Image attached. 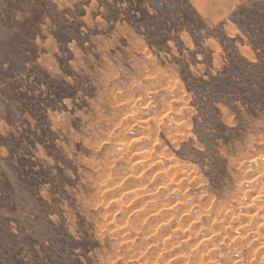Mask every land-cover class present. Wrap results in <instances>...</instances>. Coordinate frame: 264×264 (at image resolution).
Listing matches in <instances>:
<instances>
[{"label":"rangeland","instance_id":"rangeland-1","mask_svg":"<svg viewBox=\"0 0 264 264\" xmlns=\"http://www.w3.org/2000/svg\"><path fill=\"white\" fill-rule=\"evenodd\" d=\"M260 168L264 0H0V264H264Z\"/></svg>","mask_w":264,"mask_h":264},{"label":"bare ground","instance_id":"bare-ground-1","mask_svg":"<svg viewBox=\"0 0 264 264\" xmlns=\"http://www.w3.org/2000/svg\"><path fill=\"white\" fill-rule=\"evenodd\" d=\"M146 106H147V105H146ZM176 106H177V105H176ZM152 115H153V114H152ZM146 116H147V115H146ZM148 117H149V116H148ZM133 122H134V121H133ZM136 122H137V121H136ZM145 131H146V130H145ZM139 132H140V131H139ZM133 137H134V136H133ZM138 137H139V136H138ZM130 138H131V137H130ZM144 144H145V143H144ZM124 146H125V145H124ZM121 147H122V146H121ZM148 147H149V146H148ZM144 148H145V147H144ZM137 150H138V148H137ZM140 150H141V149H140ZM121 152H122V151H121ZM135 152H136V151H135ZM145 158H146V157H145ZM138 160H139V159H137V161H138ZM135 161H136V160H135ZM172 161H173V160H172ZM174 161H175V160H174ZM177 164H178V163H177ZM136 165H137V164H136ZM179 165H180V164H179ZM138 166H139V164H138ZM164 167H165V166H164ZM167 168H168V167H167ZM173 168H174V167H173ZM162 169H163V168H162ZM262 169H263V168H262ZM141 170H142V169H141ZM260 170H261V168H260ZM260 170H259V171H260ZM166 171H167V170H166ZM185 171H186V170H185ZM261 171H262V170H261ZM141 172H142V171H141ZM189 172H190V171H189ZM130 173H131V172H130ZM153 173H154V172H153ZM169 173H170V172H169ZM262 173H264V170L262 171ZM135 174H136V173H135ZM185 174H186V173H185ZM168 175L170 176L171 174H168ZM191 175H192V174H191ZM256 175H257V174H256ZM191 177H192V176H191ZM157 178H159V177H157ZM262 178H263V177H262ZM142 179H143V178H142ZM252 179H253V178H252ZM156 180H157V179H156ZM164 180H165V179H164ZM164 180H163V181H164ZM167 180H168V179H167ZM263 180H264V179H263ZM137 182H140V181L137 180ZM262 185H263V184H262ZM138 187H139V186H138ZM172 188H173V187H172ZM259 188H260V186H259ZM258 190H259V189H258ZM258 190H256V191H258ZM260 191H261V190H260ZM149 192H151V191H149ZM256 193H257V192H256ZM261 193H262V192H261ZM261 193H260V194H261ZM146 194H148V193H146ZM252 194H253V193H252ZM251 196H253V195H251ZM261 197H262V196H261ZM127 198H128V197H127ZM153 199H154V198H153ZM241 203H242V202H241ZM247 205H248V204H247ZM182 207H183V206H182ZM180 208H181V207H180ZM239 208H240V207H239ZM254 208H255V207H254ZM246 209L248 210V208H246ZM169 210H170V208H169ZM171 210H172V209H171ZM173 210H174V209H173ZM251 210H252V208H251ZM262 210H263V209H262ZM241 211H242V210H241ZM169 212H170V211H169ZM231 212H232V211H231ZM231 212H229V215H230ZM247 212H248V211H246V213H247ZM164 213H165V212H164ZM140 214H141V213H140ZM149 214H150V212H149ZM263 214H264V213H263ZM171 215H172V214H171ZM260 216H261V214H260ZM260 216H259V217H260ZM194 217H195V216H194ZM215 217H216V216H215ZM218 219H219V218H218ZM250 219H251V218H250ZM241 220H242V219H241ZM259 221H260V220H259ZM262 221H263V220H262ZM257 222H258V221H257ZM237 223H238V222H237ZM249 223H250V222H249ZM254 223H255V222H254ZM257 224H258V223H257ZM199 225H200V224H199ZM199 225H198V226H199ZM240 225H242V224L240 223L239 226H240ZM258 225H259V224H258ZM198 226H197V227H198ZM239 226H238V227H239ZM249 226H250V225H249ZM189 227H190V226H189ZM197 227H196V228H197ZM258 227H259V226H258ZM189 229H190V228H189ZM263 229H264V227H263ZM252 230H253V229H252ZM245 231H246V230H245ZM245 234H246V233H245ZM263 234H264V233H263ZM255 235H256V234H255ZM230 236H231V235H230ZM261 236H262V234H261ZM213 237H214V236H213ZM233 237H234V236H233ZM262 237H263V236H262ZM222 238H223V236H222ZM253 238H254V237H253ZM251 239H252V237H251ZM221 240H222V239H221ZM228 240H230L229 237H228ZM228 240H227V241H228ZM245 240H246V239H245ZM249 240H250V239H249ZM246 241H247V240H246ZM237 242H238V241H237ZM204 243H205V242H204ZM210 243H211V241H210ZM204 247H205V246H204ZM205 248H206V247H205ZM215 250H216V249H215ZM260 253H261V252H260ZM213 255H214V254H213ZM226 256H227V255H226ZM241 256H242V255H241ZM252 256H253V255H252ZM252 256H251V257H252ZM217 257H218V256H217ZM237 257H238V256H236V258H237ZM239 257H240V256H239ZM254 257H255V256H254ZM214 258H215V257H214ZM228 258H229V257H228ZM201 260H202V259H201ZM214 260H215V259H214ZM235 260H236V259H235ZM212 262H213V261H212ZM212 262H211V263H212ZM262 262H263V261H262ZM242 263H243V262H242Z\"/></svg>","mask_w":264,"mask_h":264}]
</instances>
